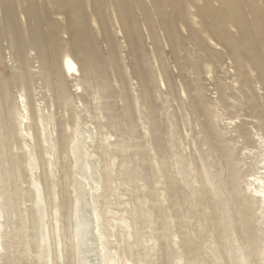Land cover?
Here are the masks:
<instances>
[{"label":"bare ground","instance_id":"1","mask_svg":"<svg viewBox=\"0 0 264 264\" xmlns=\"http://www.w3.org/2000/svg\"><path fill=\"white\" fill-rule=\"evenodd\" d=\"M257 144L264 0H0V264H264Z\"/></svg>","mask_w":264,"mask_h":264},{"label":"rangeland","instance_id":"2","mask_svg":"<svg viewBox=\"0 0 264 264\" xmlns=\"http://www.w3.org/2000/svg\"><path fill=\"white\" fill-rule=\"evenodd\" d=\"M251 127H249V129H250ZM251 131V133L252 132H254L252 129L250 130ZM259 134V133H258ZM196 134V132H195V134H194V137H197V138H195L194 139V141H197V142H199V136ZM252 135H253V133H252ZM84 136L86 137L87 136V134L85 133L84 134ZM254 136V139H256L255 138V136L256 135H253ZM198 139V140H197ZM84 145V147H88V148H91V147H93L94 145H96V144H83ZM108 145V147H110V148H113L114 147V144H107ZM197 146H199L200 148H201V145H197ZM257 148H255L254 149V151H252V152H254V154H255V161L257 162V161H259V160H262V156H261V154L263 155L264 154V152L262 151V149L260 148L259 149V145L257 144ZM260 150V151H259ZM258 153H257V152ZM135 152V151H134ZM260 155V156H259ZM264 159V158H263ZM87 163L89 164V166H90V169H91V171H90V173H87V174H85L84 176H85V178L84 179H82L81 177H77V179L78 180H80L82 183H88V186H85L86 188L85 189H87V191H89V187H95L94 185H92V183H93V181H96L97 180V178L100 176V173H101V171H100V167H99V165H98V163H97V160L95 159V157L93 156V155H91V157L90 158H88V160H87ZM38 172H36L35 174H38L39 172H40V170H37ZM120 183V182H119ZM117 184V183H116ZM121 184V185H120ZM120 184H118V185H120L121 186V188H119L120 186H118V185H116L117 186V189H116V192L118 193H122L125 189L124 188H126V186L123 188L122 187V183H120ZM140 184H143L144 185V183H141V181L140 182H138V185L140 186ZM140 187H143L142 185L140 186ZM119 188V189H118ZM123 189V190H122ZM86 191V192H87ZM100 190H98L97 192H99ZM121 193H120V195L118 194V196H119V198H117V199H120L121 201L120 202H127L126 204H124L123 205V203H122V207L121 206H119V207H121V208H118V206H115V204H114V202H112V204H110L109 205V207H108V209H106L108 212V216H109V218H108V221H110V223L108 222V223H104L105 225H108V224H110V226H112V228L110 229V231L112 232H110V234L112 235H110V240L112 241V239H114V241H116L117 239H118V237L119 236H121L122 235V239L123 240H125L124 238H126V234L125 233H130L131 234V232H132V230L131 229H129L128 230V232H127V229L123 226V224L122 225H120V223H119V220H118V218H123V216H124V218H126V216L127 215H125V214H127L126 212H125V210H129L128 208H131L130 206H128L129 204H128V201H127V199H129V196H128V194H127V191L125 190V193L123 192L122 193V195H121ZM125 194V195H124ZM87 195V196H86ZM85 195V197H86V202L87 203H90V200H89V196H88V194H86ZM117 196V197H118ZM126 196V197H125ZM127 198V199H126ZM123 200V201H122ZM144 200H143V198H141V202H142V204H145V202H143ZM128 204V205H127ZM150 204V203H149ZM148 204V205H149ZM150 207H151V204L149 205ZM120 209L119 211L116 209ZM124 207V209H125V207H126V209L124 210V212H125V214H124V212H123V208ZM128 207V208H127ZM114 208V209H113ZM112 209V210H111ZM118 211H116V210ZM99 211V210H98ZM101 211H105V210H101ZM121 211V212H120ZM117 212V213H116ZM83 214H84V216L87 218V221H88V225H87V227H86V230L84 231V237H83V240H84V242H85V244L83 245V248H82V252H83V254H82V256L85 258V264H100L101 263V260H100V255H101V252L99 251V243L97 242V240L95 239V235H94V227H95V223H94V219H93V217H92V214H91V211H90V209H88L87 207H85L84 208V212H83ZM123 214V215H122ZM122 215V216H121ZM150 215H151V218L152 219H154L155 220V216H154V218L152 217L154 214L153 213H150ZM115 218V219H114ZM150 218V221H149V223H147V225L145 226V228H144V230L147 232H145L144 230H142V231H144V232H142V235H143V233H144V235H143V237L142 238H144V239H142V241H144V242H146V243H144V244H147V241H148V244L147 245H145V246H147V247H150L151 245H152V240H153V236H151V235H154L153 234V232H154V230H155V224H154V220H152ZM118 220V221H117ZM116 223V224H115ZM119 224V225H118ZM116 228H114V227ZM118 226H121V227H118ZM147 226H148V228H147ZM263 228L262 229H264V225L262 226ZM88 228V229H87ZM120 228H122V229H120ZM152 228H154V229H152ZM112 229H113V231H112ZM117 230V231H116ZM119 230V231H118ZM126 230V231H125ZM116 231V232H115ZM85 232H87V233H85ZM119 232V233H118ZM124 232V233H123ZM155 233V232H154ZM114 234V235H113ZM125 237H124V236ZM147 237V238H146ZM112 238V239H111ZM117 238V239H116ZM116 239V240H115ZM127 239V238H126ZM146 240V241H145ZM129 241H131V239H129ZM151 241V242H150ZM88 242V243H87ZM98 244V245H97ZM149 245V246H148ZM263 245H264V241H263ZM82 257V258H83ZM117 258V257H116ZM87 261V262H86Z\"/></svg>","mask_w":264,"mask_h":264}]
</instances>
